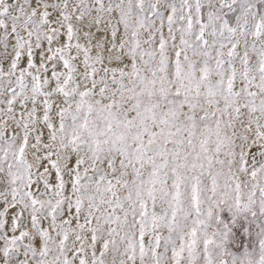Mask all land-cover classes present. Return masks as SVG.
<instances>
[{
    "label": "snow or ice",
    "instance_id": "obj_1",
    "mask_svg": "<svg viewBox=\"0 0 264 264\" xmlns=\"http://www.w3.org/2000/svg\"><path fill=\"white\" fill-rule=\"evenodd\" d=\"M0 264H264V0H0Z\"/></svg>",
    "mask_w": 264,
    "mask_h": 264
}]
</instances>
